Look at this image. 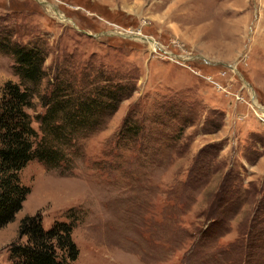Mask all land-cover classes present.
<instances>
[{
  "label": "rangeland",
  "instance_id": "374dc122",
  "mask_svg": "<svg viewBox=\"0 0 264 264\" xmlns=\"http://www.w3.org/2000/svg\"><path fill=\"white\" fill-rule=\"evenodd\" d=\"M16 46L44 57L33 126L60 87L80 113L0 264L27 215L74 225L70 264H264V0H0V99Z\"/></svg>",
  "mask_w": 264,
  "mask_h": 264
},
{
  "label": "trees",
  "instance_id": "16d2710c",
  "mask_svg": "<svg viewBox=\"0 0 264 264\" xmlns=\"http://www.w3.org/2000/svg\"><path fill=\"white\" fill-rule=\"evenodd\" d=\"M14 53L20 82H6L0 99V228L15 219L31 192L21 180V171L34 158L56 166L64 156L55 141L70 143L75 139L66 125L68 120L75 122L80 113L75 100L57 95L61 87L53 90L42 98L46 111L35 116L39 132L28 109L34 106V94L44 75V57L24 46H16ZM73 229L70 222H55L46 230L41 216H25L20 232L27 243L12 248V264H70L77 260L79 248Z\"/></svg>",
  "mask_w": 264,
  "mask_h": 264
},
{
  "label": "bare ground",
  "instance_id": "6f19581e",
  "mask_svg": "<svg viewBox=\"0 0 264 264\" xmlns=\"http://www.w3.org/2000/svg\"><path fill=\"white\" fill-rule=\"evenodd\" d=\"M152 45H153L154 48L156 47L155 43H153Z\"/></svg>",
  "mask_w": 264,
  "mask_h": 264
},
{
  "label": "built area",
  "instance_id": "2783aa9c",
  "mask_svg": "<svg viewBox=\"0 0 264 264\" xmlns=\"http://www.w3.org/2000/svg\"><path fill=\"white\" fill-rule=\"evenodd\" d=\"M49 4H51V3H49ZM53 5V4H52ZM53 7V6H52ZM54 9H57V7H53Z\"/></svg>",
  "mask_w": 264,
  "mask_h": 264
}]
</instances>
